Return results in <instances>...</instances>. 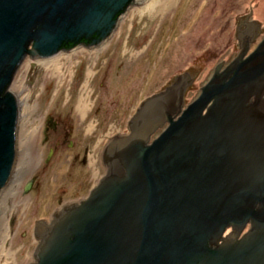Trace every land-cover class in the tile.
<instances>
[{
  "label": "water",
  "instance_id": "water-1",
  "mask_svg": "<svg viewBox=\"0 0 264 264\" xmlns=\"http://www.w3.org/2000/svg\"><path fill=\"white\" fill-rule=\"evenodd\" d=\"M145 1L0 0V195L17 156L19 103L9 87L30 44L49 58L106 17L117 29ZM245 52L223 73L219 65L185 110L187 73L143 103L130 135L105 147L99 187L53 214L41 264H264V41ZM250 220L236 250L208 248L210 238Z\"/></svg>",
  "mask_w": 264,
  "mask_h": 264
},
{
  "label": "rangeland",
  "instance_id": "rangeland-1",
  "mask_svg": "<svg viewBox=\"0 0 264 264\" xmlns=\"http://www.w3.org/2000/svg\"><path fill=\"white\" fill-rule=\"evenodd\" d=\"M143 8L132 5L99 48L63 53L46 65L27 57L17 69L9 90H24L23 97L31 93L33 107L31 123H21L17 131L16 165L27 170L18 176L11 220L1 225L0 235L6 239L0 245V264H30L37 246L32 236L36 223H49L62 204L86 201L99 187L108 172L105 147L118 135H130V122L144 102L187 73L193 82L184 95L185 110L219 65L224 62L219 70L223 73L240 56L236 35L242 22L256 20L264 27V0H173L152 18L142 14ZM83 95L89 97L86 110L79 108ZM49 116L65 126V142L58 146L59 131L45 140L43 126ZM167 127V122L158 127L150 143ZM54 148L56 155L49 156ZM47 157L48 169L43 167ZM34 175L35 187L41 183L39 192L25 193Z\"/></svg>",
  "mask_w": 264,
  "mask_h": 264
},
{
  "label": "flooded vegetation",
  "instance_id": "flooded-vegetation-1",
  "mask_svg": "<svg viewBox=\"0 0 264 264\" xmlns=\"http://www.w3.org/2000/svg\"><path fill=\"white\" fill-rule=\"evenodd\" d=\"M102 23H103V25L100 26L99 30L95 31L93 35L89 36L88 38L82 37L80 39V41H78V42L64 44L63 47L60 48V50L56 54L52 55L49 58H43L41 55H39L34 50V44H30V46L28 48V52L25 56V59L27 57H31L34 60L51 59V58L57 57L63 53L72 52L74 50H78L81 48H87V49L99 48V47L103 46V44L106 43V41H108V39L112 36L113 32L116 29L115 26L113 29H111V30L109 29L111 25H110L107 17L105 19H103ZM108 30L110 32L106 36V33ZM240 30H241V34L238 35V39H239V44H240L239 47H240L241 52L246 51L245 53H247L249 51L250 47L253 44H255L256 41L259 40L261 37L263 38V39H261V41L262 40L264 41V27L259 23V21L252 20L250 22L249 21L244 22L241 24ZM9 89H10V87H9ZM64 127L65 126L63 124H61L60 122H58L55 119V117L49 116L47 122L43 126V132L45 135V140L48 138V135L57 134L60 132L59 135H56L57 142L55 145L58 146V145L62 144L63 142H65V137H63L64 131H65ZM62 130H63V133H62ZM129 131H130V129H129ZM55 153H56V148H54L53 153H49V156H52L53 154L55 156L56 155ZM48 157L43 164V167H45L46 169H48L49 165H50L49 164L50 158H48ZM14 170H15V168H14ZM14 170H13V173H14ZM35 176L36 175L31 177L30 181L26 185V187L24 189L25 193H27L29 191L30 192H34V191L39 192V189H40L39 186L41 183L37 187H35V181H36ZM19 180H21V179H19V177H18V181ZM1 190H0V192H1ZM26 190H28V191H26ZM83 201L84 200L74 201V203H70L69 205L68 204H66V205L62 204V206H61L62 209H60L59 211L63 210L66 207L68 208L70 206H72L73 208H77L78 206L81 205V203ZM61 202H63V201H61ZM256 209H258V207ZM54 215H53V217H54ZM53 221H54V218H52L49 221V223L48 222H42V223H39L40 227L38 225L36 226L37 228L34 227L32 236H33V238H35L37 246L35 249V253L33 254V261L30 264H41L42 263V260L44 257V255H43L44 254V252H43L44 242L47 240L48 235L51 232L50 227L53 225ZM38 227H39V229H38ZM246 227H249V230H250V227H252L251 220H250V223ZM246 227L244 226L242 228V227L230 226V227L226 228V231L224 230L225 233L223 232L221 237H219V238L217 237L215 239H211V238L209 239L208 248H210L211 250H216L218 248H220V249L230 248L232 250H236L239 247L238 245H240L247 236V235H244L248 232V231H244ZM27 234L28 233H26L24 237H27ZM242 237H243V239H242ZM251 241H252V239H248L245 243L250 245ZM244 244H242V245H244Z\"/></svg>",
  "mask_w": 264,
  "mask_h": 264
},
{
  "label": "bare ground",
  "instance_id": "bare-ground-1",
  "mask_svg": "<svg viewBox=\"0 0 264 264\" xmlns=\"http://www.w3.org/2000/svg\"><path fill=\"white\" fill-rule=\"evenodd\" d=\"M172 2L173 0H146L145 2L142 3L144 5L142 14L144 15L146 13L148 14V16H151L152 18L158 15L159 13L165 11L167 8H169ZM54 58L45 59V60L42 59L40 60V62H43L44 63L43 65H46L49 62L51 63V61H56L54 60ZM58 63L59 62H56L55 65ZM9 92L15 95L19 103V117H18L17 127L20 128L21 123H25V127H26L29 123H31L29 114L33 107L31 103L32 94L28 93L25 97H23L22 95L25 92L24 90L21 91V93H16L12 90H9ZM88 103H89V97L87 98L85 97V95H83L79 108L81 110H86V108L89 106ZM17 157H18V147H17V156H16L15 164H17L18 162ZM26 170H27L26 166L24 168L19 166L18 168V166L15 165V170L11 177V180L9 181V183L7 184V186L4 188L3 192L0 195V229H1V225H3L2 223L5 220L6 221L7 219H9L8 221L11 220L10 217H12L14 213L12 199L16 195L15 190L18 186L16 185L18 181V176L20 172H25ZM7 230L11 233V230H12L11 225H9V228ZM5 239H6V236L4 237L3 235H0V245H2Z\"/></svg>",
  "mask_w": 264,
  "mask_h": 264
},
{
  "label": "trees",
  "instance_id": "trees-1",
  "mask_svg": "<svg viewBox=\"0 0 264 264\" xmlns=\"http://www.w3.org/2000/svg\"><path fill=\"white\" fill-rule=\"evenodd\" d=\"M131 2H132V1H131ZM121 15H122V13H120L118 16H121ZM118 16H117V17H118Z\"/></svg>",
  "mask_w": 264,
  "mask_h": 264
}]
</instances>
